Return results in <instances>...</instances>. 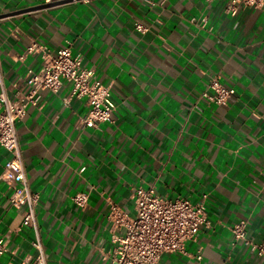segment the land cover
Here are the masks:
<instances>
[{
    "label": "crops",
    "instance_id": "obj_1",
    "mask_svg": "<svg viewBox=\"0 0 264 264\" xmlns=\"http://www.w3.org/2000/svg\"><path fill=\"white\" fill-rule=\"evenodd\" d=\"M32 42L81 54L116 106L99 128L77 129L89 107L66 104L65 83L42 91L17 124L48 264H113L124 230L110 206L132 215L140 186L192 202L208 194L210 224L187 255L165 253L157 264H264L231 231L245 220L248 237L264 244V4L232 13L229 0H0L9 87L41 67L38 55L20 58ZM213 78L235 90L225 104L204 95L215 93ZM8 157L0 146V174ZM79 192L85 208L72 199ZM8 193L0 183V264H21L33 235Z\"/></svg>",
    "mask_w": 264,
    "mask_h": 264
},
{
    "label": "built area",
    "instance_id": "obj_2",
    "mask_svg": "<svg viewBox=\"0 0 264 264\" xmlns=\"http://www.w3.org/2000/svg\"><path fill=\"white\" fill-rule=\"evenodd\" d=\"M54 1V0H48ZM264 0H229V10L237 12L239 5L260 8ZM136 29L145 32L142 23ZM29 55L41 58L38 70L28 69L27 74L9 87L0 58V146L9 157L0 174V183L9 188L8 199L12 206L24 208L22 226L33 235L31 245L34 253L26 256L21 264H48L45 246L37 219L39 194L34 192L27 179L23 151L17 124L25 118L30 105H38L41 92L58 93L67 83L70 91L64 98L66 104L72 99H84L88 112L79 117L76 127L80 130L99 128L113 117L116 106L112 99V88L104 84L95 70L83 65V56L76 54L70 46L51 50L45 45L32 42L20 57ZM215 93H204L209 100L225 104L235 90L213 78L210 81ZM81 208L88 203V195L82 192L72 196ZM134 213L125 212L118 204L110 206L109 219L113 226L122 228L123 234L115 241L113 264H157L165 253L187 255V243L196 242L203 227L210 224L207 217L208 194L201 195L197 202L186 197L166 198L153 187L134 188L132 192ZM234 241H242L264 260V244L248 237V223L242 220L231 228ZM7 240L0 237V257L7 252ZM198 259H202L201 253Z\"/></svg>",
    "mask_w": 264,
    "mask_h": 264
}]
</instances>
